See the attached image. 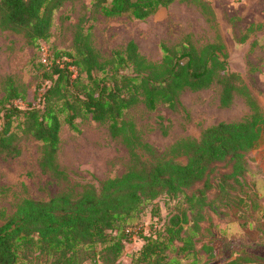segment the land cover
<instances>
[{
	"label": "trees",
	"instance_id": "16d2710c",
	"mask_svg": "<svg viewBox=\"0 0 264 264\" xmlns=\"http://www.w3.org/2000/svg\"><path fill=\"white\" fill-rule=\"evenodd\" d=\"M64 1L0 0V26L22 32L29 42L38 44L50 36L54 11ZM172 1L91 0L105 16L139 19ZM200 1L208 7L205 0ZM74 39L72 50L57 49L48 62L41 61L43 76L36 103L16 104L15 99L24 98V93L12 80L7 82L0 152L20 153L18 131L13 128L14 118H20L19 129L43 142L42 167L60 172L56 154L63 121L74 130H79L78 117L107 121L113 136L131 144L134 126L123 115L139 101L149 109L160 101L176 106L183 89H201L217 78L222 84L220 102L228 105L238 88L214 42L199 50L188 46L176 51L165 45L162 61L156 62L132 40L103 59L89 33L78 31ZM243 91L249 94L246 87ZM260 129H264V112L257 107L249 119L207 127L199 140L186 144V163L172 158L147 162L133 151L132 166L106 179L100 188L91 186L79 195L64 191L47 200L24 198L0 225V264H34L33 257L40 259L36 264L88 260L116 264L136 235L144 243L131 264H210L214 250L201 231L212 207L209 193L215 190L232 200L233 191L241 188L236 184L255 173L250 152L261 145ZM161 195L184 205L168 219L157 218L150 232L138 229L136 220L148 206L153 205V214L159 212L155 199ZM257 262L241 254L220 264Z\"/></svg>",
	"mask_w": 264,
	"mask_h": 264
},
{
	"label": "rangeland",
	"instance_id": "374dc122",
	"mask_svg": "<svg viewBox=\"0 0 264 264\" xmlns=\"http://www.w3.org/2000/svg\"><path fill=\"white\" fill-rule=\"evenodd\" d=\"M205 1L208 7L200 0H174L139 19L105 16L91 0H65L54 11L50 36L38 44L29 42L22 32L0 26V128L4 105L8 104L2 101L7 82L12 80L24 93V98L15 99L16 104L26 107L36 103L43 76L41 61L48 62L57 49L72 50L78 31L89 33L103 59L125 49L131 40L156 62L162 61L165 45L176 51L188 46L199 50L214 42L238 87L228 105L220 102L222 84L217 78L201 89H183L176 106L160 101L149 109L139 101L123 115L134 126L131 144L122 136H113L107 121L78 117L79 130L63 121L56 154L60 172L42 167L43 142L20 130V118H14L20 153L12 156L0 152V225L24 198L47 200L64 191L79 195L91 186L100 188L106 179L120 176L132 166L133 151L147 162L172 158L186 163V144L199 140L207 127L249 119L257 107L264 112V0ZM244 87L249 94L244 93ZM258 134L261 145L250 152L255 173L236 184L241 188L233 191L232 200L227 201L215 190L209 193L212 207L201 231L214 250L210 264L241 254L264 264V129ZM221 168L226 170L227 166ZM155 203L159 212L153 214V205L148 206L136 220L138 229L150 232L157 218L168 219L184 205L165 195L157 197ZM143 243V238L134 236L116 264H131ZM39 260L33 257L34 264ZM84 264L101 263L88 260Z\"/></svg>",
	"mask_w": 264,
	"mask_h": 264
}]
</instances>
